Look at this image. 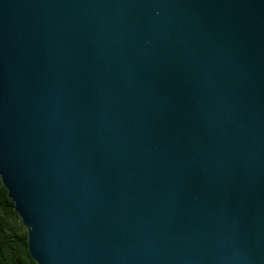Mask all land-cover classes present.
Masks as SVG:
<instances>
[{"label": "water", "instance_id": "1", "mask_svg": "<svg viewBox=\"0 0 264 264\" xmlns=\"http://www.w3.org/2000/svg\"><path fill=\"white\" fill-rule=\"evenodd\" d=\"M0 180L36 264H264V0H0Z\"/></svg>", "mask_w": 264, "mask_h": 264}, {"label": "trees", "instance_id": "2", "mask_svg": "<svg viewBox=\"0 0 264 264\" xmlns=\"http://www.w3.org/2000/svg\"><path fill=\"white\" fill-rule=\"evenodd\" d=\"M0 264H36L26 249V230L0 180Z\"/></svg>", "mask_w": 264, "mask_h": 264}]
</instances>
